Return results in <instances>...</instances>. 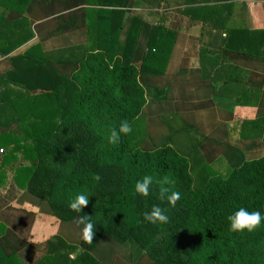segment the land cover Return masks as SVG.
Segmentation results:
<instances>
[{"label":"trees","instance_id":"trees-1","mask_svg":"<svg viewBox=\"0 0 264 264\" xmlns=\"http://www.w3.org/2000/svg\"><path fill=\"white\" fill-rule=\"evenodd\" d=\"M201 1L203 5L187 9L211 15L206 22L214 28L251 31V35L264 31L230 26L233 13L227 7L231 3ZM136 2L160 8L166 0H0L4 11L0 31H29L20 35L21 41L30 37L32 19L61 12L54 17L59 23L74 15L72 24L86 26L87 18L97 46L96 51L81 53L72 49L64 59L44 60L40 67L37 63V72L28 64L26 71L10 74L25 73L22 82L16 83L25 90L0 100V113L17 115L12 119L0 116V139L8 144V154L22 150L29 162L22 166L25 180L14 179L18 187H26L39 209L47 207L60 224L74 223L79 238L74 242L56 233L18 249L23 241L16 238L18 245L8 241L5 234L11 231L3 221L9 220V215H3L0 264H112L102 260L107 259L105 253H96L104 239L110 242L108 250L134 245L139 257L131 258L130 264H138L142 258L150 264H264V222L253 232L236 233L229 231L227 221L240 207L264 215V155L247 160L241 157L225 175L218 176L206 162H199L201 156L197 160L194 155L181 154L168 140L151 149L142 147L145 86L153 87V92L170 86L160 82L169 75L166 62L177 34L162 18L150 24L132 12ZM66 10L72 12L62 13ZM258 45V37L252 36L248 53L236 52L235 58L247 56L248 63H264V50L260 52ZM15 61L18 58H12L17 64ZM123 121L132 131L113 146L107 136ZM17 124L23 136L8 133ZM248 130L251 137L264 142V117L248 120ZM94 174H99V181L93 179ZM146 175L154 182L150 195L141 197L134 192V185ZM165 175L175 180L171 190L181 194L174 208L157 198L159 185L155 181ZM81 192L89 195V203L76 213L68 204ZM153 205L166 209L168 223L151 224L143 219V213ZM80 215H90L95 225L91 244L80 239L82 226L76 224ZM32 252L35 259L30 263Z\"/></svg>","mask_w":264,"mask_h":264},{"label":"crops","instance_id":"crops-1","mask_svg":"<svg viewBox=\"0 0 264 264\" xmlns=\"http://www.w3.org/2000/svg\"><path fill=\"white\" fill-rule=\"evenodd\" d=\"M220 2L231 3L227 7L233 13L231 19L229 16L230 26L264 29V0ZM163 4L160 8H151L136 2V6L131 9L150 24L164 19L163 24L177 34L171 41V57L166 62L169 75L160 82L162 85L170 83V86L156 88L158 92H153V87L145 86L147 102L142 108L145 128L142 147L151 149L168 140L181 154L194 155L197 160L201 156L203 161L199 162H206L207 165L226 162L229 169L241 157L247 160L264 155V142L261 138L251 137L252 131L248 130V120L264 117V63H248L247 56H234V53L240 51L248 53V39L252 40V36L258 37V50L262 52L264 31H259L260 35H251V31L214 28L206 22V19L211 20V15L206 16L202 10L187 9L203 5L201 0H166ZM70 11L62 13L68 15ZM60 14L56 12L44 18L32 19L33 31H30L27 40L21 41L19 38L29 31H0L1 102L25 90L16 84L22 82L25 73L11 77L12 72L26 71L28 64L31 67L33 65L37 72V63L40 67V62L44 60L51 62L64 59L72 49L80 53L84 50L96 51L94 35L87 28V18L86 26L78 27L72 24L71 18L74 15L67 16L66 22H57L54 17ZM127 15L128 12L125 13ZM27 50H30L28 57L25 56ZM12 58H18L15 61L17 64L12 62ZM159 97L163 99L158 100ZM5 115L9 119L17 117L11 112L0 113L2 119ZM22 130L17 124L8 133L23 136ZM7 145L1 139L0 148H4V152L0 154V220H4L3 215H9L11 210L16 212L24 208L30 212V215H18L17 218L13 214L9 215V220L3 221L11 231L5 234L7 238L23 240L20 228L30 227L35 230L40 211L37 210V201L28 195L26 187H18L14 179L25 178L26 169L22 166L29 162L24 158L22 150L13 155L8 154ZM8 192L18 196L11 198Z\"/></svg>","mask_w":264,"mask_h":264},{"label":"clouds","instance_id":"clouds-1","mask_svg":"<svg viewBox=\"0 0 264 264\" xmlns=\"http://www.w3.org/2000/svg\"><path fill=\"white\" fill-rule=\"evenodd\" d=\"M131 131V125L127 121H123L120 123L118 129H110L107 141L109 144L115 146L119 144L122 135L126 136ZM93 179L99 181V174H94ZM153 182L154 178L151 175L144 176L135 183L134 192L141 197L149 196ZM155 183L159 185L157 198L162 202L166 201L170 208H174L177 201L181 198V194L178 191L171 190V186L174 185L175 180L165 175L161 179L156 180ZM88 198L89 195L83 192L76 194L68 204L69 209L73 212L81 213L82 209L87 207L89 203ZM143 219L151 224H166L169 221L166 209L161 208L159 205H153L150 211L143 213ZM227 221L229 231L231 232H253L264 222V215L259 211H249L245 207H240L227 217ZM76 224L78 227L82 226L80 228V239L85 244H91L95 236V225L92 222L91 216L80 215L76 220Z\"/></svg>","mask_w":264,"mask_h":264},{"label":"rangeland","instance_id":"rangeland-1","mask_svg":"<svg viewBox=\"0 0 264 264\" xmlns=\"http://www.w3.org/2000/svg\"><path fill=\"white\" fill-rule=\"evenodd\" d=\"M3 11L2 8H0V13ZM144 13V12H143ZM1 142V139H0ZM158 146V145H156ZM257 156H254V158ZM222 160L224 161V159L222 158ZM220 165V167H219ZM219 165H211L208 164V166L211 167V169L216 171V175L218 176H223L226 174V172L229 170V166L226 162H224L223 164H219ZM222 170H221V169ZM223 171V173H222ZM7 195L11 198H13L15 196H18V194H15L14 192H8ZM6 195V196H7ZM8 197V198H9ZM28 208L30 209H34L33 207L31 208V206L25 204ZM24 209V208H23ZM38 211H40V218L37 220L36 225H35V230L33 228L30 229V227H21L20 231L22 233L21 238H23V243L18 245V240L15 239H9L10 242H12L15 245H18L17 248L18 249H22L26 243H28L29 241L32 242H37V240L40 239V241L38 242H42L44 240H47L48 238H52L56 233L62 235L63 237H65L68 240H72L74 242H77L79 238V235L77 234V228L74 225V223H62L60 224L59 221L51 214H49V209L46 207H42V209L37 208ZM9 215L15 216V218L18 217V215H27L26 212L24 210H19L16 212H13V210L9 211ZM46 214V215H45ZM17 232L19 231L18 229H15ZM34 231V232H32ZM107 239L102 240L97 248H96V253L98 254L99 252L105 253V257L107 259H102V260H108V261H112V264H130V260L131 258L134 260H136L139 256H137L136 252V247L134 245H130V244H125L122 246H114L113 249L108 250L109 246L107 245L110 242H107ZM20 247V248H19ZM38 250L40 251V249L38 248ZM118 254H116V258L113 261L114 258V252H116ZM35 252V251H34ZM29 254V253H28ZM113 254V255H112ZM33 256H35V254L32 252L31 257H29V262L31 263L35 258H33ZM138 264H150V261L147 258H142Z\"/></svg>","mask_w":264,"mask_h":264},{"label":"built area","instance_id":"built-area-1","mask_svg":"<svg viewBox=\"0 0 264 264\" xmlns=\"http://www.w3.org/2000/svg\"><path fill=\"white\" fill-rule=\"evenodd\" d=\"M3 152H4V150L2 148H0V153H3Z\"/></svg>","mask_w":264,"mask_h":264}]
</instances>
